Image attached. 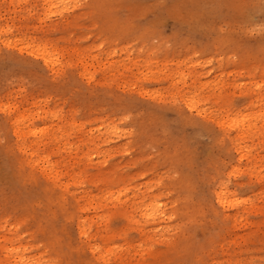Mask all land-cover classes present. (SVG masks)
<instances>
[{"label":"rangeland","instance_id":"rangeland-1","mask_svg":"<svg viewBox=\"0 0 264 264\" xmlns=\"http://www.w3.org/2000/svg\"><path fill=\"white\" fill-rule=\"evenodd\" d=\"M22 262L264 264V0H0Z\"/></svg>","mask_w":264,"mask_h":264},{"label":"bare ground","instance_id":"bare-ground-1","mask_svg":"<svg viewBox=\"0 0 264 264\" xmlns=\"http://www.w3.org/2000/svg\"><path fill=\"white\" fill-rule=\"evenodd\" d=\"M40 54H41L40 56H42L41 58H44L43 60H44L45 63H46V62L49 63V64L52 63V62L50 63V61H51L50 56H49L46 52H43V53L40 52ZM38 56H39V55H38ZM241 152H244V151H241ZM223 194H224V193H223ZM223 194H222V193H219V194H218V198H219V200H220L221 202H222V201H223V202L225 201V200H224L225 196H223ZM226 201H227V199H226ZM223 205H224V204H223ZM157 207H158V206H157ZM154 208H155V207H154ZM154 208H153V209H154ZM147 211H148V210H147ZM147 211H146V212H147ZM152 211H153V210H152ZM152 211L149 210V212H151V215H152V213H155V211H154V212H152ZM147 213H148V212H147ZM157 213H158V211H157ZM157 213H156V214H157ZM152 216H153V215H152ZM156 216H158V215H156ZM150 217H151V216H150ZM153 218H154V217H153ZM22 260H23V259H22ZM22 260L20 259V262H21ZM24 262H25V261H24ZM21 264H23V262H22Z\"/></svg>","mask_w":264,"mask_h":264}]
</instances>
